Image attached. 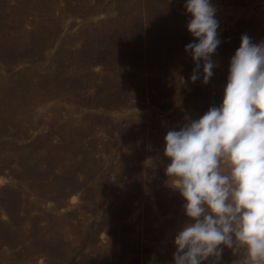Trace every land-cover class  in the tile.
<instances>
[{
	"label": "rangeland",
	"instance_id": "obj_1",
	"mask_svg": "<svg viewBox=\"0 0 264 264\" xmlns=\"http://www.w3.org/2000/svg\"><path fill=\"white\" fill-rule=\"evenodd\" d=\"M185 2L0 0V264H173L164 137L219 106L242 34L264 40V0H212L218 67L193 83Z\"/></svg>",
	"mask_w": 264,
	"mask_h": 264
},
{
	"label": "clouds",
	"instance_id": "obj_2",
	"mask_svg": "<svg viewBox=\"0 0 264 264\" xmlns=\"http://www.w3.org/2000/svg\"><path fill=\"white\" fill-rule=\"evenodd\" d=\"M190 81L207 85L218 67L220 22L212 0H186ZM167 182L182 197L173 264H221L225 248L264 264V40L244 33L230 57L219 106L164 137Z\"/></svg>",
	"mask_w": 264,
	"mask_h": 264
}]
</instances>
